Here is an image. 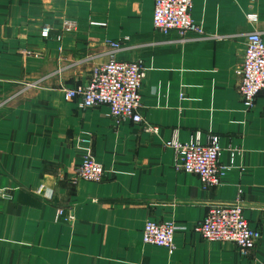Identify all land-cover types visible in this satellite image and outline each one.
I'll use <instances>...</instances> for the list:
<instances>
[{
	"label": "crops",
	"instance_id": "1",
	"mask_svg": "<svg viewBox=\"0 0 264 264\" xmlns=\"http://www.w3.org/2000/svg\"><path fill=\"white\" fill-rule=\"evenodd\" d=\"M153 1L0 0V264H264V91L251 109L238 91L246 35L264 41V0H192L202 34L184 36L153 29ZM64 19L77 25L58 43ZM107 41L117 60L142 61L140 114L156 132L64 100L107 61ZM212 135L226 170L205 190L169 143ZM87 155L99 183L77 177ZM235 202L260 232L248 257L194 231L211 205ZM147 221L174 223L172 253L142 243Z\"/></svg>",
	"mask_w": 264,
	"mask_h": 264
},
{
	"label": "built area",
	"instance_id": "2",
	"mask_svg": "<svg viewBox=\"0 0 264 264\" xmlns=\"http://www.w3.org/2000/svg\"><path fill=\"white\" fill-rule=\"evenodd\" d=\"M191 8L192 0H154L151 21L153 29L160 35H167L171 31H175L179 36L191 33L201 35L200 26L191 17ZM247 19L255 22L256 16L249 14ZM62 24V32L55 37L58 43H61L63 34L74 32L77 25L71 19H64ZM89 25L104 27L105 23L90 21ZM49 33V27H41L42 38H47ZM107 45L110 48L107 61L91 70L85 85L64 90V100L77 99L79 109L104 105L108 108V116L116 123L129 120L143 126L144 131L156 132V128L146 124L140 114V90L144 79L142 61H119L115 58V52L120 49V43L107 41ZM62 49L61 46L58 47L59 52ZM239 75L238 91L242 103L246 109H251L257 95L264 91V41L256 31L246 35ZM169 144L176 151L177 170L195 175L205 190L219 185L226 168L219 164L221 147L217 135L210 136L206 144L197 140L182 144L176 139ZM231 156H234L233 153ZM104 173V167L89 155L83 158L76 169L78 179L93 183H99ZM33 194L45 200L51 199V195L42 188ZM57 214L65 223L72 224L74 221L71 210L64 216L63 209L58 208ZM176 229L172 222L147 221L142 229L141 241L143 244L161 247L172 253L175 249L173 234ZM194 231L205 241L233 244L242 257H248L260 239V232L246 221L242 206L238 202L211 205L204 218L196 224Z\"/></svg>",
	"mask_w": 264,
	"mask_h": 264
}]
</instances>
